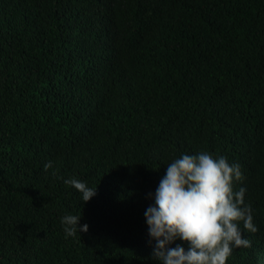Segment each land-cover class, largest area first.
<instances>
[{"label": "trees", "instance_id": "obj_1", "mask_svg": "<svg viewBox=\"0 0 264 264\" xmlns=\"http://www.w3.org/2000/svg\"><path fill=\"white\" fill-rule=\"evenodd\" d=\"M197 151L252 207L226 264H264V0H0V264H156L148 194Z\"/></svg>", "mask_w": 264, "mask_h": 264}, {"label": "clouds", "instance_id": "obj_2", "mask_svg": "<svg viewBox=\"0 0 264 264\" xmlns=\"http://www.w3.org/2000/svg\"><path fill=\"white\" fill-rule=\"evenodd\" d=\"M51 167V161L44 164L46 171ZM242 179L239 163L223 155L197 151L172 158L148 194L153 203L144 212L156 264H226L234 249L251 247L256 236L247 238L244 231H257L252 207L245 203L246 189L233 187ZM64 183L77 190L83 203L97 192L74 177ZM60 219L66 239L88 231L79 215Z\"/></svg>", "mask_w": 264, "mask_h": 264}]
</instances>
